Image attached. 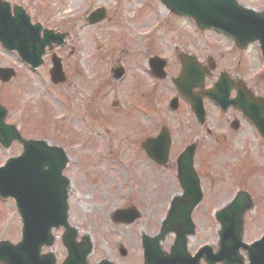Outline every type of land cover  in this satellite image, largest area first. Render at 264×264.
<instances>
[{"label": "rangeland", "instance_id": "rangeland-1", "mask_svg": "<svg viewBox=\"0 0 264 264\" xmlns=\"http://www.w3.org/2000/svg\"><path fill=\"white\" fill-rule=\"evenodd\" d=\"M71 2L33 0L28 11L33 23L68 36L64 48L53 50L62 61L67 79L64 86H52L49 82L51 53L44 55V64L38 70L30 72L17 68L13 59L0 51V67H12L17 72L6 86L0 84V91L10 98L2 102L11 109L12 119L21 118L25 137L44 139L49 146L65 151L68 166L64 176L70 186L69 223L81 237L89 238L93 247L90 260L137 264L141 260V236L157 235L171 199L181 197L174 164L184 146L195 141L182 140L175 133L165 102L166 91L151 97L154 114L140 116L137 110L131 113L125 107L130 95L134 97L130 88L135 72L115 81L111 71L131 65V58L146 57L149 44L141 38L156 15L164 17V26H170L175 19L158 0ZM100 8L106 12L105 20L87 24L89 14ZM172 26L187 33L190 30L183 24ZM162 36L163 32L158 35L160 40ZM214 42L216 48L212 49L220 56L226 44ZM242 56L250 59L246 65L249 72L256 70L254 89L258 96L264 97V71L261 72L252 53ZM226 58L218 61L223 63ZM232 60L229 59V64ZM240 68H245L243 62ZM223 69L218 64V70ZM145 81L151 86L148 79ZM112 102L118 106L113 107ZM209 107L208 123L213 135L196 142L194 155L203 198L192 214L196 236L188 239L190 253L203 245L210 246L214 253L217 251L219 225L214 216L240 190L250 194L252 202L251 211L244 218L243 243H251L264 234V141L246 125L237 133L226 134L223 125L215 123L217 118L211 104ZM159 119L171 136L167 170L154 169L139 149L142 137L137 135L138 120L143 121L146 130L152 127L153 134ZM222 135L227 138H220ZM0 153V160L10 154L5 150ZM132 208L139 214L133 224L111 223L114 212ZM61 234V230L53 231L54 237L60 238ZM172 243L173 237H166L162 250L168 251ZM60 244L59 239L53 246L59 256ZM119 246L127 253L124 258L118 255Z\"/></svg>", "mask_w": 264, "mask_h": 264}, {"label": "water", "instance_id": "water-1", "mask_svg": "<svg viewBox=\"0 0 264 264\" xmlns=\"http://www.w3.org/2000/svg\"><path fill=\"white\" fill-rule=\"evenodd\" d=\"M160 2L178 16L193 18L201 28L222 29L235 39L238 38L236 30L256 34L261 40L264 55V18L247 12L243 13L249 17L241 15L232 2L228 8H224L218 0H160ZM19 12V9H15L17 17L10 18L9 6L7 4L3 6L0 2V45L8 52L15 51L24 63L36 69L42 64L41 57L45 47L52 49V45L61 46L64 36L44 30V38L40 39L38 35L40 27L31 26L28 19L24 21L20 18ZM104 19L105 11L98 9L90 14L87 22L94 25ZM51 64L50 81L55 85L63 83L65 77L61 61L56 55L51 56ZM12 73L11 70L0 69V81L7 83L14 76ZM188 73H184L181 80L187 81L186 85H191L189 81L192 76ZM121 75V70H116L114 78L118 79ZM190 90L187 89L181 94L190 103L195 115L199 116L201 103L191 95ZM218 93L219 83L206 95L210 100L220 103L222 100ZM232 105L244 112L245 117L253 123L264 139V98L257 100L256 109L251 112L240 98L232 101ZM4 118L5 110L0 107V143L6 148L13 140L23 144L22 155L8 160L7 164L0 168V196L15 200L23 224V242L18 251L31 254L40 242H44V246H51L54 241L51 231L59 228L66 230L64 244L71 248L70 239L76 232L68 225L69 181L62 176L67 164L64 152L43 142L22 140L13 126L4 125ZM236 128L237 124H233V129ZM169 146V134L163 130L157 138L146 140L141 148L152 161L164 165L167 162ZM194 150L195 146L187 148L177 162L178 181L183 190V197L171 202L157 236L142 237L144 264H197L201 258L207 264H243V258L239 255L240 250L246 251L249 264H264V237L248 246L241 242L242 216L250 208V201L245 194L237 195L234 201L216 216L221 228L219 249L216 254L212 253L210 247H204L191 261L186 257V236L194 234L190 216L201 201L199 182L192 167ZM137 218L136 211L128 209L114 212L112 221L131 224ZM170 233L175 235V241L170 253L165 254L160 243ZM81 244L87 243L83 240ZM74 253L76 259L82 261L88 250L83 249ZM119 254L125 256L126 252L120 248Z\"/></svg>", "mask_w": 264, "mask_h": 264}, {"label": "flooded vegetation", "instance_id": "flooded-vegetation-1", "mask_svg": "<svg viewBox=\"0 0 264 264\" xmlns=\"http://www.w3.org/2000/svg\"><path fill=\"white\" fill-rule=\"evenodd\" d=\"M10 5V12L12 17L14 15V9L20 8L28 15L29 9H31L33 0H4ZM222 3L224 8H228L231 2L236 5V7H241L242 9L253 11L256 13H264V0H218ZM244 2V3H243ZM174 21L170 22V26H164V20L162 22L152 23L147 30L144 31L142 38L147 40L146 44H149V52L146 51V57L141 58V60H134L131 58L132 64L125 65L122 68V78L135 72V77L131 79L130 91L134 92V97L130 95V99L126 100V107L130 109L131 113L137 110L142 115H151L155 111L151 109V97H155L158 93L167 92L165 102L168 108V102L175 99V105L173 104V110L168 108V113L171 116V123H173V129L177 135L180 136L182 140L185 141H201L212 137V132L209 129V114H210V104L211 108L214 110L215 123L223 125V129L226 134L230 132L237 133L247 126V121L243 117L241 111L234 109L229 106L225 111H221L217 106L210 102L204 94L209 90L217 79L223 78L222 91L223 93L219 96L225 99L224 91H228L227 100L231 101L236 98V95L240 94L242 97L247 99H255L258 96L256 90L254 89L253 81L256 79V70L249 72L246 67L247 61L250 59H245L243 54L252 53L254 59L257 61L261 57L260 52V42L252 41L255 37L250 36L247 32L242 30H236V36L240 39L242 43L241 46H236L235 41L231 38L226 37L222 33L214 30H200L195 22L190 19L179 18L172 14ZM246 16V15H245ZM248 17V16H246ZM175 25H186L190 30L187 33L184 30H180L178 27H173ZM163 32L161 40L158 35ZM220 41L222 44H226L221 52L220 56L215 53L212 48H216L214 41ZM211 44L213 45H210ZM62 48V47H61ZM64 48V47H63ZM7 57H11L16 64L17 68H22L27 70V67L22 65L14 53H3ZM73 55V50L70 52V56ZM226 58L222 63L218 61V58ZM156 58L157 60L151 61L150 59ZM233 58L232 63L229 64V59ZM245 64V68H240L241 63ZM234 63L237 67H234ZM218 64L224 67L223 70H218ZM4 69H13L12 67H0ZM133 68V70H130ZM15 70V69H13ZM139 74H137V73ZM193 75V79L190 82L192 85V93L201 99L202 105V119L199 121L194 116L190 105L180 94V90L185 89V84L181 81V76L184 73ZM14 78L17 76V72L14 71ZM158 75L155 77L154 75ZM164 74L163 80H158ZM216 74V75H215ZM216 77V78H215ZM13 78V79H14ZM145 78L148 79L151 86H148ZM12 79V80H13ZM9 83V82H8ZM7 83V84H8ZM1 84V83H0ZM7 84H1V86H6ZM63 87V85H59ZM151 94V96H150ZM137 95L138 97H136ZM147 95V97H145ZM150 96V98H149ZM135 97L137 99H135ZM9 100L7 96L3 95L0 91V105L3 106L7 113L5 118V123L14 125L16 124L20 136L23 139L31 140L25 137L22 129L21 118L12 119L9 116L10 108L6 107L2 100ZM126 109V110H128ZM11 119L9 120L8 119ZM224 120V121H223ZM223 121L222 123H220ZM236 122L238 124V129L236 131L231 130L232 123ZM165 126L161 124V120L156 121L154 126V133L151 134L152 127L146 130L143 121L138 120L136 127L138 128L137 135L142 137V141L147 138L155 137L156 131L159 126ZM169 131V130H168ZM231 133L230 136L233 134ZM170 134V132H169ZM171 137V136H170ZM220 138H227L222 135ZM44 141V139H42ZM141 141V142H142ZM140 142V143H141ZM139 143V145H140ZM140 149V148H139ZM4 150L0 146V151ZM9 156L5 159L0 160V167L9 158H16L22 153V145L18 141H14L10 144L9 149L5 150ZM147 163H149L154 169L159 168L150 160H148L145 154L141 151ZM1 154V153H0ZM2 157V156H1ZM168 166V165H167ZM161 168L166 169L167 168ZM176 170V165L174 164ZM167 170V169H166ZM178 184V181H177ZM246 216V214H245ZM22 229L19 214L16 211V206L13 198L0 197V264H101L102 262L91 261L90 257L93 254V247L89 240V245L87 249L88 254L85 256L84 260H76V255L73 253L72 248H65L62 243L60 244L61 255L59 256L57 251H54L53 246L44 247V242L36 246V249L32 251L31 254H26V252H18L11 250L15 249L21 242ZM62 233V231H61ZM81 236L78 232L75 237L76 245L78 250L83 249V246H79ZM89 239V238H88ZM59 240V239H58ZM57 240V241H58ZM55 241V242H57ZM192 255V253H191ZM140 261L137 264H143L142 252L140 253ZM192 263V262H190ZM113 264H121L118 261L113 262ZM199 264H205L201 261Z\"/></svg>", "mask_w": 264, "mask_h": 264}, {"label": "bare ground", "instance_id": "bare-ground-1", "mask_svg": "<svg viewBox=\"0 0 264 264\" xmlns=\"http://www.w3.org/2000/svg\"><path fill=\"white\" fill-rule=\"evenodd\" d=\"M71 3H73V0H72V2Z\"/></svg>", "mask_w": 264, "mask_h": 264}]
</instances>
